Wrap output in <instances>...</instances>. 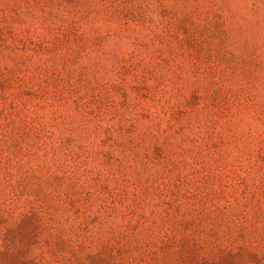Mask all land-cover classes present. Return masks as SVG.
<instances>
[{
    "label": "rangeland",
    "instance_id": "rangeland-1",
    "mask_svg": "<svg viewBox=\"0 0 264 264\" xmlns=\"http://www.w3.org/2000/svg\"><path fill=\"white\" fill-rule=\"evenodd\" d=\"M0 264H264V0H0Z\"/></svg>",
    "mask_w": 264,
    "mask_h": 264
}]
</instances>
